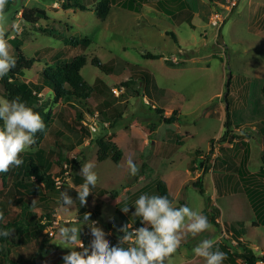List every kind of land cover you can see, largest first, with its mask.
Segmentation results:
<instances>
[{"label":"rangeland","instance_id":"rangeland-1","mask_svg":"<svg viewBox=\"0 0 264 264\" xmlns=\"http://www.w3.org/2000/svg\"><path fill=\"white\" fill-rule=\"evenodd\" d=\"M54 1H57L58 6L61 7L59 0H11L8 4V9L4 12L6 16L5 25L10 24L12 26L15 23L19 25V28L23 25L26 26L24 35H18L13 29L6 34V37L11 35L17 37V41L21 42L20 49L26 58L35 59V63H33L30 69L22 71L23 79L35 82L40 70L44 66L65 63L78 54H84L86 62L80 69V74L88 84L93 85L94 82L97 81L98 83L103 82L111 88L118 86L123 87V91L118 96H114L111 92V88L108 87V97L111 98L110 95H113V102L116 103L118 108L123 112L121 118L117 119V125L126 124L128 121H133V119L142 123L141 117L143 115V110L148 112L152 104L159 106L160 104H157L154 100L149 98L150 96L146 93L143 86L138 84L139 80L136 79L134 84L130 81L127 87L122 85V82L126 80L125 78L128 79L131 77L130 79H133V71L131 67L129 68L126 64L142 63L143 65L140 64V67L155 73L158 79V87H162V84H170L177 86L178 89H182L183 92L188 95L190 93L192 94L189 98L190 102H188L190 110H185L186 113L180 117V120L181 122H189L195 125L193 128L188 129L189 132L193 134V138L184 141L185 145L182 151H186L187 148L189 152L183 153V156L175 154V156L173 155L171 158L165 159L164 165L155 168H148L146 164L140 165V161L142 163L145 162L143 159L144 155L140 161L135 160L134 163L139 168L138 173L141 171V174L145 176V180L141 182L140 186L146 183L147 186L142 191L133 194V196L127 197L126 194L119 193V189L135 179L136 175L132 176L129 173L124 175L122 173L124 168L123 165L117 167L111 159H106L101 163L95 161V154L97 155L98 150L95 141L100 137L102 127H100L99 131L97 128L96 132L91 134V141H88L85 145L78 143V138L82 135L79 132L80 126H77L74 132L69 127L70 121L78 111H82L85 114L83 115V119L88 120L91 113H88L87 108L91 112L96 110L94 106V96L90 95L87 98L86 105H78L73 100L56 98L52 90L49 91V94L46 93L47 90L40 93L37 95L39 102L41 101L44 106L46 105L45 111L50 115L51 120L44 123L45 128L35 136L36 143L30 146L26 151L21 152L19 156L28 155V152H34L37 148H41L44 152V159L48 162L46 170L54 177L57 175L59 176V171L61 168L63 169V165L65 163L69 164L72 159L78 161V163L76 162V171L72 170V172L81 176H83L81 174L82 165L87 162H92L94 164L93 171H95L97 175L100 171H105V174L108 175L107 177L109 179H98L96 186H105L108 191L106 196L109 198L111 196V201L104 199L102 209L99 207L96 211L98 213L96 216H89V221H84L83 218L85 214H81L82 209L78 210L80 207L76 205V203L66 207L61 203L57 204L54 202L56 213L52 226L47 230L45 229L37 239L26 240L24 239V224L20 219L19 203L15 202L14 198L19 196L22 204H28L29 207H27V209L36 212L37 215L40 216L45 214L46 209L49 208L47 203L51 200H55V197L50 191L44 190L41 185L40 189L38 191H33V193H14L12 186H14L16 182H19L21 177L20 175L18 177L12 174L6 175L4 178V190L8 193L10 192L9 194L11 196L0 197V211H3L6 215L5 220L13 219V221H15L20 219V222L16 221V225L12 228L14 229L12 235L7 237L5 242L1 244L0 264H63V256L71 251V249L64 248L54 243L53 240L57 237L58 226L68 221L81 225L80 239L85 247H88L93 239L89 227L93 224V221H95L96 226L105 231L106 239H108L110 245L113 246L114 235L107 229L106 225L114 224L118 228H121L129 221H133V227L131 226V228H136L138 225L135 222L136 217L132 215L135 211L134 202L141 194L146 193L150 196L156 195L155 183L152 181L156 175H159L162 171L165 173L166 171L172 170L175 171V176L183 178L184 168L189 161L188 157L191 159L194 153L193 150H190L191 147H197L201 152L207 153V151H209L207 148L212 146L211 142L220 141L217 137L218 133L221 135V139L226 141L223 131L226 129L227 125H224L225 128L222 127L223 122L221 114H216L212 109V106L216 105L219 100L216 97L207 100L210 93L219 88L217 82L219 78L217 74H224L222 84L224 94L226 91L230 92L229 95L233 92L235 98L233 100L226 99L224 103H231L230 105L235 103V105L239 107L235 109L238 110L237 114H229L227 127L232 126L234 123L250 124L249 128L243 127V129L247 130L246 133H237L236 139L238 141V139L246 137L249 141L251 153L247 162L248 172L257 171L262 163L261 156L258 155V153L260 147L259 141L260 139L262 140L261 137H263V133L258 132L257 129L258 126L264 125V93L261 91L260 83H257L259 80L252 79L253 77L250 75L251 72L259 69L258 67L262 62L264 63V39L258 36V34L256 35L253 33V30H248L246 25L249 16L252 17L253 14H255L254 12H258L260 8H263L260 12L264 14V0H239L237 6L232 10L220 27L215 24H206L207 21L209 22V19L205 17L202 26H197L194 29V37H191V39L196 45L194 49H197V52L194 54L197 56L213 54L212 58L209 57L207 59V61L211 63V75L208 77L206 71L200 76L187 79L185 77H180L176 80L169 78L164 79L161 77L163 75H160L159 67L164 63L163 60H155L147 64L139 62L144 53L168 57L171 54H178V47H185L175 42L171 38V33L162 34L160 32L163 29L169 30V28H166L167 23L163 16L155 12L145 13L149 18L154 16L156 27L153 28L145 23L146 18L142 15L139 8L136 10L138 13H133V5L137 2L136 0H134L135 2L133 0H110V10L105 18L98 17L91 10L74 9L69 11L65 9H55L52 7ZM77 1L86 6H90L93 2L92 0ZM138 1H143L145 3L155 2V0ZM178 1L179 0L162 1L158 8L161 10L170 9L174 7ZM217 1L223 3L224 0ZM210 2L211 0H200V2L188 0L180 8L192 14L195 8H198L200 5L204 12L207 7L210 6ZM22 4L25 8L39 7L44 9L46 18L41 17L36 25L24 22L21 17H17V19L14 18V12L21 7ZM53 6L56 5L54 4ZM218 11L224 12L220 7ZM39 26L41 28L48 26L52 34L49 35L44 33L39 29ZM187 30H190L188 24H181L173 31L175 38L177 39L178 37L181 40L188 39L187 35L189 32H187ZM215 34L217 38H219V36L222 37V43L216 41ZM84 36L90 39V44L85 49L80 46L66 45L62 42L63 38H80ZM8 43L11 46L10 54L15 57L13 43L10 40ZM181 56H183V54ZM92 58H97L101 63L113 59L114 66L109 70H102L91 64ZM205 61V57H200V62L204 63ZM242 71L244 72L242 73ZM241 73L250 77L249 79H245V81H251L249 84H241L238 82L240 79L234 77L236 74ZM262 74L263 73L258 72V75ZM212 77L214 81L213 84H211ZM120 80L123 81L118 82ZM228 80L229 83L227 84ZM152 83L156 85L155 82ZM126 98H128L127 102L120 103V101ZM236 98L238 99L236 100ZM0 99L5 98L0 96ZM146 99L148 104L146 103ZM151 112L156 115L153 109H151ZM234 117H236V119ZM253 126L256 127L255 130L250 129ZM174 144L176 145V142ZM147 153V150L143 152L145 155ZM32 156L34 159V155ZM33 162L36 163V161ZM205 162H207L206 165L204 164L206 170L202 174L201 180L203 192L200 193V187L190 185L189 181L184 182L180 194L176 196L174 201L172 200L173 206L182 207L187 205L193 211H198L205 216L204 211L211 209V207L215 205L221 210L223 219L221 224H223L224 221V224H229V221L232 220L238 221L239 224H236L235 227L243 229L242 238L248 239V243H250L246 245L247 241L245 239L239 241L228 232H224L223 226L218 223L219 219H216L218 222H212L208 219L210 228L195 237L190 234L184 236L181 239L177 251L166 261V264H185L188 259L195 255L192 249L196 247L200 241L205 239L210 229L212 233H214L212 237L218 236L223 239V244L229 247V251L233 253L241 252L243 248L246 247L256 255H259L260 252L264 254V227H253L250 225L251 216L254 217L255 215H253L254 212L248 202L249 200H247V195H244L245 203L243 204L241 202L239 206L234 209V204L231 202V199H229L230 196L219 197L216 191L220 190V183L217 176L214 175V172L212 173V177L208 172L210 166L209 159L206 158ZM2 175L3 174L0 173V187L3 186ZM22 179L25 181L29 180V178ZM103 179L106 182H104ZM196 180H198V178L194 181ZM229 183L230 186L234 185L235 181L233 180V176L230 177ZM225 186L227 191H230L228 189L229 185L226 184ZM173 189L174 186H172V190ZM94 193H90L87 199H91L99 204V193H96V191ZM113 194H118V197L113 196ZM208 198L211 199L208 200ZM90 202L88 204L89 208L93 207L92 201ZM114 202L117 204L113 205ZM118 203L121 204L119 205ZM209 203L210 205H208ZM125 206L129 207L128 213L122 211V207ZM115 208H117V213L114 212ZM216 214L215 212V215ZM16 215L19 216V218H15ZM122 216L124 217L123 219L120 218ZM216 217L218 218V216ZM125 218L128 220H125ZM232 239L234 241H231ZM235 240H238L239 243H236ZM76 250L82 251L80 248ZM222 264L224 263L222 262ZM256 264H263V262H257Z\"/></svg>","mask_w":264,"mask_h":264},{"label":"crops","instance_id":"crops-1","mask_svg":"<svg viewBox=\"0 0 264 264\" xmlns=\"http://www.w3.org/2000/svg\"><path fill=\"white\" fill-rule=\"evenodd\" d=\"M136 1L137 2L134 1L135 3L133 5V13H138L136 12V10L137 8H139L140 11L142 12V15L145 16L146 18L145 23L153 28L156 27L154 16L152 18H149L148 16L145 15V13L155 12L156 14L163 16L166 19V23H167L166 28H169V30L163 29L160 32L162 34L171 33V38L175 42L185 46L183 48L178 47V50H177L178 54L170 53L171 55L168 57H163L162 55H158V54L144 53L142 54L141 61L139 62H143L147 64L155 60H163L164 63L160 65L159 72H160V75L161 74L163 75L161 77L164 79L169 78L172 80H176V79H179L180 77H185L187 79L190 77L192 78L195 76H200L203 72H206V71H207V76L209 77L211 75V72H210L211 63L207 61V59L209 57L212 58L213 54L212 55L211 54L200 55V56H197L196 54H194L197 52L196 51L197 49L196 48L194 49L196 45H195V42L192 41L191 37H194V33H193L194 29L197 26H202L203 19L205 17L209 19L210 18L209 16L211 15V13H213L214 10L217 11L218 8L223 3H220L217 0H211L210 6L207 7L206 11L203 12L202 7L199 5L198 8H195V11L191 14L190 12L187 13L185 9L180 8L188 0H179L176 5L173 4L174 7H171L172 9L170 8V9H165V10H161L160 8H158V6L161 5L162 1H170V0H155V2H151V3H145L143 1H138V0ZM195 1L200 2V0H195ZM59 3H61V1H59ZM54 4L56 6H53ZM54 4H52L53 8L63 9L58 6L57 1H54ZM23 8H25V6L22 4L21 7H19L16 13L14 14V18L17 19V17H21L20 15H21V11ZM35 8H39V7H35ZM262 9L263 8H260L258 12H254L255 14H253L252 17L249 16L246 28L248 30L250 29L253 30V33H255L256 35L258 34V36H261L264 39V14L260 12ZM65 10L70 11L74 9H65ZM183 23L188 24L190 28V30H187V32H189L187 35L188 39L181 40L178 37L176 39L173 31L176 30V28H178ZM206 24H211V22L207 21ZM12 26L10 24L5 25L6 34L11 29H13ZM19 29L20 31L18 35L20 36L24 35L26 26L23 25ZM9 37L13 38L15 36H12V35L7 36L6 39H8V41L11 39V38L9 39ZM215 39L216 41H218L216 34H215ZM62 42L64 43V41ZM145 54H152L154 56H159V57H155V58L145 57ZM182 54L183 56H181ZM174 57H177V60H174ZM200 57H203V58L205 57L206 61L204 63L200 62ZM106 63L107 65L105 67L108 70L114 66L113 59H109ZM58 64H62V63H58ZM140 64L133 63V65H138V66H140ZM258 68L259 69H256L255 71L251 72L250 76H252L253 77L252 79L254 80H259V82L257 83L258 84L260 83L261 91L264 93V91L262 90V85L264 83V63L262 62ZM146 71L149 74V78H147V85L149 84L148 80H150V84L149 86H147L148 88L147 87L145 88V91L150 96L149 98L151 100H154L157 104H160V106L152 104L149 107L150 110L148 112L146 110H143V115L141 117L142 123L137 122L135 121V119H133V121H128V123L126 124L117 125V119L121 118V115L123 114V112L118 108L116 103L113 102L114 96L110 95L111 98L108 97L109 95L108 87L109 88L111 87L103 82L98 83L97 81H95L93 85L89 84L93 89L91 95L94 96V100H95L94 106L96 107L95 111L99 113L103 112V118L104 120H106V121H103V123L114 122V127L111 130H105L102 128V131H101L102 133L101 132L100 133L101 135L104 134V136H106L107 134H110L111 132L113 133V136L112 138H110V141L114 143L120 151V157L118 161L116 163L115 162L113 163L117 165V167L123 165L124 168H123L122 173L124 175L126 173H129L127 164H126V161L129 157H131L132 160L135 162V160L140 161V159L144 155L143 159L145 162L142 163L140 161V165L146 164L148 168H155L160 165H164L165 164L164 160L171 158L173 155L175 156V154L179 156L181 155L183 156V153L185 154L189 152L187 148H186V151L184 150L182 151V148L185 145L184 141L186 139L193 138V134H191L188 129L193 128L195 125L194 124L192 125V123H189V122L184 123V122H181L180 120V117L185 115L186 113L185 110H190L188 102H190L189 98L192 96V94L190 93L188 95L187 93H184L182 89H178L177 86H173L170 84H162V87H158L157 86L158 79L155 73L150 70H146ZM243 72L244 71H242V73ZM258 72H261L263 74L258 75ZM242 73L236 74L234 77L239 78L240 80L238 82H240L241 84H245V85L249 84V82L251 81H245V79H249L250 77ZM217 77L219 78V80L217 81L219 84V88L216 91L211 92L207 100H211L214 97H216L219 100V102L216 105L212 106V109L216 114L218 115L221 114V118L223 122L222 127L225 128L224 121L226 119V112L232 115L234 113L237 114L238 110H235V109L239 107H237L235 103L232 105H230L231 103H224L226 99L233 100L235 98L233 96V92L231 95H229L230 94L229 91L227 92V94H224L223 92L222 84L224 80V74H221V73L217 74ZM133 79L134 81H136L137 79V76L134 74H133ZM123 80H120L118 82H121ZM25 81L33 82L31 80H25ZM39 81L40 80H39V74H38L36 81L33 83H37ZM152 82H155L156 85H154ZM213 83L214 81L212 77L211 84ZM138 84L141 85V82L139 81ZM44 91L45 89L42 92ZM46 93L49 94V91H46ZM238 98H236V100ZM127 101H128V98L120 101V103H124ZM153 105L155 106V108ZM151 109L155 111L156 115L152 114ZM156 110H159L160 112H157ZM172 113L175 114V120L170 123L164 122L163 119L169 117ZM83 115L85 114L83 113ZM234 118L236 119V117ZM243 127L249 128L250 124L249 123H246V124L234 123L230 127L226 126V129H225L227 131V135L225 136L226 141H223V139H221L222 138L221 135L218 133L217 137L219 138L220 141L211 142L212 146L210 148L209 147L207 148V150H209L207 151V153L200 152L199 154L196 155L195 151H201V150L197 147H191L190 150H193L194 153H193V156H191V159L190 157H188L189 161L186 167L184 168L183 178L175 176L174 174L175 171L169 170V171H166L165 173H163L162 171L161 173H159V175H156L152 181H154L155 183L157 178L163 180L166 184V188H167L169 195L173 198V201H174L176 196L180 194L184 182L189 181V184L193 186L192 182L196 178L202 176V174L204 173L205 167L204 165L201 167L200 162L205 161L206 158H208L210 161L208 172L211 175V177L213 175L212 173L214 172V175L217 176L218 181L220 183V190L216 192H218L219 197L230 196L229 199H231V202L234 204V209H236V207H238L241 202L243 204L245 203L244 195L246 196V193H244L245 191L243 189V186L237 174L238 166L242 162V160L245 161V159H246V166H247V162L250 158V153H251L249 141L246 137L240 138L238 139V141L236 140L238 134L247 132V130L243 129ZM250 129L255 130L256 127L253 126ZM225 130L223 131V134ZM257 130L258 132L263 133V137H261L262 140L260 139L259 141L260 147H259L258 155H261V153L264 152V125L258 126ZM169 131H170V135H167V132ZM233 133H234V139L232 140L231 134ZM174 138L177 140L176 145L174 144L175 142H171ZM91 139H92V135L83 139L81 144L85 145L86 143H88V141H91ZM223 147H226V148H223ZM145 150L148 151L146 155L143 154ZM106 159H111V158L107 157L103 160H98L97 155L95 154V161L97 163H101L105 161ZM78 176L81 177L79 184H74V182L72 181V177L67 178L68 185L74 188L75 190L81 184L84 183V177L81 175H78ZM107 176L108 175L105 174V171L98 172V179H102V178L109 179ZM231 176H233V180L235 181V183L234 185L230 186L229 181H230ZM104 179L103 181L106 182ZM143 180H145V176L144 174L142 175L140 171V173L136 174L135 179H133L130 183L126 184L125 186L119 189V193L121 192L122 194H126L127 197L133 196V194H136L139 191H142L147 186V183L140 186ZM226 184L229 185L228 189L230 191H227L226 186H225ZM172 186H174L173 190H172ZM94 190L96 191V193H99L98 199L100 203V209H102L104 199L111 201V196L110 198L106 196V194H108V191L106 187L103 185L92 188L91 193H94L95 192ZM117 195L118 194H113V196L115 197H118ZM89 200L92 201L93 207L91 208H89L88 206L90 202ZM121 203H118V204L120 205ZM94 204H95V201L91 199H87L86 205H83V208H84L83 212L92 211L95 206ZM116 204L117 203L114 202L113 205H116ZM215 207L217 208V206ZM219 211L220 212L215 215V216H218V218L215 217V221L216 222L219 221L218 223L221 224L223 219L221 215V210ZM83 212L81 214H84ZM114 212L117 213V208H115ZM253 215H255V213ZM258 217L259 219L256 217V215L254 217L251 216L250 225H252L253 227L263 226L262 222H264V217H260V216ZM120 218L123 219L124 217L122 216ZM216 219L217 220L219 219V220L217 221ZM125 220H128V219L125 218ZM137 220L138 218L136 217L135 222L137 224L139 223L138 226H144L141 224L140 221L138 222ZM233 221H236V220L229 221V223ZM127 224L133 227V221L131 222L129 221ZM221 226H223V224H221ZM236 229L238 230L239 228H236ZM224 232H227V231L224 230ZM213 234L214 233H212V230L210 229L205 239H213L215 241H218L221 239L218 236L212 237ZM229 234L231 235V233ZM242 237L243 236L238 237V240L240 241L242 239H245ZM231 241H234V240L232 239ZM246 241H247L246 245H249L250 243V242L248 243L249 240L247 239ZM260 254H263V252H260ZM237 262L239 263V261ZM258 262H261V261H258ZM198 263L205 264L204 259L202 257H198L194 255L190 259H188L185 264H198Z\"/></svg>","mask_w":264,"mask_h":264},{"label":"trees","instance_id":"trees-1","mask_svg":"<svg viewBox=\"0 0 264 264\" xmlns=\"http://www.w3.org/2000/svg\"><path fill=\"white\" fill-rule=\"evenodd\" d=\"M11 0H8V3L5 7V11L8 9V4ZM61 1V8L63 9H80V10H87V11H93L98 17L105 18L110 10V0H99L95 1L92 0V4L90 6H86L82 3H79L77 0H59ZM17 11V10H16ZM16 11L14 13H16ZM21 18L24 22L32 25H36L37 21L41 17H45V11L43 9L39 8H23L21 11ZM39 29L42 30L44 33L51 35V31L48 29V26L45 28H41L39 26ZM13 43V47L15 49V59H16V66L13 68L6 76L3 78H0V96L7 100H12L14 98L19 97L22 102L26 104V106L32 108L35 112L39 113L42 117L44 123L51 120L50 115L45 111L44 104L40 101L37 97L44 89L47 91L52 90L53 95L56 98L63 99V100H73L78 105H86L87 98L91 95L93 89L92 87L85 81V79L80 74V69L83 67V65L86 62V57L84 54H78L71 58L69 61H66L62 64H56V65H46L44 66L40 72H39V82L33 83L30 81H25L22 78L23 70H28L32 67L33 63H35L34 58H26L21 49V42L17 41V37H13L10 39ZM63 41L65 44L70 46H80L81 48L85 49L90 44V39L86 36L84 37H69V38H63ZM145 57H159L154 56L152 54H145ZM91 64L94 66L99 67L102 70L106 69L107 63H101L97 58L91 59ZM129 68L131 67L132 74L137 76V80L141 82V86L145 89L147 85V78H149L148 72L141 68L138 65L133 64H126ZM131 78V77H130ZM126 79L122 82V85L126 86L131 83H135L134 79ZM11 80V82H9ZM150 80H148L149 83ZM229 83V80L227 84ZM129 87V86H128ZM262 90L264 91V83L262 85ZM228 91H226L225 94H227ZM88 113L93 114L88 108ZM157 112H160L159 110H156ZM228 116L229 113L226 112V119L224 122V125L226 124L228 126ZM83 120V112L78 111L74 118L70 121L69 127L73 132L75 131V128L77 126H80L79 132L82 134L78 138V143L81 144L83 139L89 137L91 135L88 128L84 125H82ZM98 128L102 127L105 130H111L114 127V122H109L107 126H103V112H98ZM175 120V114L172 113L169 117L164 118L163 121L166 123H170ZM264 121V119H263ZM0 129H3V121L0 120ZM98 129V131H99ZM38 132L36 133V135ZM225 136L227 135V131L224 132ZM35 135V136H36ZM167 135H170V131L167 132ZM231 139H234V133L231 134ZM113 133L107 134L106 136L100 135L98 139H96V144L98 146L97 150V159L103 160L107 157H110L113 162H117L120 157V151L117 148V146L110 141V138H112ZM171 142H176L177 140L174 138ZM201 151H195V154H199ZM44 152L41 148H37L34 152H28V155H21L19 156L23 160V164L20 167L11 166L9 170L5 173H1L2 175V185L0 187V197H10L11 195L4 190V178L8 174H12L13 176L17 175V177L20 175V181L16 182L13 188V192L21 194L24 193H33V191H38L40 189V185L43 187L44 190L50 191L51 194L55 197V200H51L48 205V209H46L45 214L38 216L36 212L27 209L28 204L24 205L22 204L21 198L17 196L14 198V201L19 203L20 207V219L22 220L24 224V239H37L39 235L43 233V231L48 228L49 226H52V223L54 221V215H55V203H61L62 201L60 199L61 192L67 191L68 194L73 197L76 205H78L80 209H82V212L84 211L83 206L80 205V202L77 197L76 190L72 187H70L67 183V178L72 177V181L74 184L80 183V176H78L76 173L74 174L72 170L74 171L77 169L76 162L77 160L72 159L68 167V175L64 176V165L63 169L61 168L59 171V176L56 177L52 176L48 173L47 165L48 162L45 161ZM34 155V159L33 156ZM261 165L259 169L255 172H248L247 166H246V159L245 161L242 160V162L238 166L237 174L240 179V182L243 186V189L248 197V200L250 202V205L258 218L264 217V152L261 153ZM33 161H36L34 163ZM207 162L201 161L200 165L203 166L206 165ZM40 166V167H39ZM206 169H204L205 172ZM76 171V170H75ZM22 178H29V180H23ZM56 178H58L60 185L57 186L56 184ZM201 180L202 176L198 177V180L193 181L192 184L195 187H200L199 192L202 193V186H201ZM155 193L158 196H167V198L172 202L173 198L169 195L166 184L163 180L157 178L155 181ZM8 199V198H7ZM210 200V198H208ZM55 202V203H54ZM22 204V205H21ZM100 204V203H99ZM98 203H95V206L92 211L83 212L85 215L89 214V216L94 215L96 216L98 213L96 212L100 205ZM210 205V203L208 204ZM210 208V206H209ZM3 212V211H0ZM215 212L218 214L219 210L218 208L212 206L211 209L205 210L204 214L207 216L209 220L212 222H215ZM95 213V214H94ZM3 220H0V230L3 229H9L11 230L14 225H16V221L12 220H5L6 215L3 212ZM19 218V216H15V218ZM14 218V219H15ZM140 221L139 219L137 220ZM20 222V221H19ZM263 226H264V222ZM139 224V223H138ZM224 224V223H223ZM236 224H239L238 221L230 222L229 224H224V230L231 233V235H234L235 239H238V237H241L243 234V229H240V227H235ZM107 229L112 232L114 235V246L118 244V239L120 236L123 235L122 232H120V228L115 226L114 224H108L106 225ZM137 227H140L137 225ZM236 228H239L238 230ZM46 234V233H45ZM47 235V234H46ZM7 237L0 236V252H1V244L5 242ZM236 243H239L238 240H235ZM217 243L214 245V249L218 248L220 251L224 252L226 254V259L223 260V263L225 264H256V262L261 261L264 264V254L256 255L252 253L249 249L246 247L243 248V251L238 253H233L229 251V247L223 244V239H220L216 241ZM237 245V244H235ZM123 247H128L127 244L123 245ZM238 260L239 263L237 262ZM13 264V263H11Z\"/></svg>","mask_w":264,"mask_h":264},{"label":"clouds","instance_id":"clouds-1","mask_svg":"<svg viewBox=\"0 0 264 264\" xmlns=\"http://www.w3.org/2000/svg\"><path fill=\"white\" fill-rule=\"evenodd\" d=\"M7 3L8 0H0V78L16 66V59L10 54L11 46L6 39L4 12ZM12 27L19 34V25L13 24ZM0 120L3 121V129H0V173H5L11 166L20 167L23 164L19 154L36 143L35 135L45 128V124L40 114L26 106L19 97L0 99ZM126 164L129 174L135 176L139 168L131 157ZM93 168L92 162L83 164L81 168L84 183L76 189V199L81 206L86 205L91 188L97 185L98 175ZM60 199L66 207L75 203L67 191L61 192ZM134 208L132 215L144 226L130 230L131 225L125 224L120 228L123 235L115 246L110 245L105 231L95 222L89 226L93 239L88 247L80 239L81 225L71 221L59 225L53 242L71 249L63 256V264H166L184 236L190 234L195 237L210 228L206 216L187 205L174 207L167 196L141 194L135 200ZM122 211L128 213L129 207H122ZM3 218V212H0V220ZM83 219L89 221V214ZM13 231L0 230V236L10 237ZM216 243L213 239H203L192 251L202 257L205 264H222L226 254L218 248L213 250ZM125 244L128 247H123ZM77 248L82 251H77Z\"/></svg>","mask_w":264,"mask_h":264},{"label":"built area","instance_id":"built-area-1","mask_svg":"<svg viewBox=\"0 0 264 264\" xmlns=\"http://www.w3.org/2000/svg\"><path fill=\"white\" fill-rule=\"evenodd\" d=\"M238 1L239 0H224L223 4L220 6V8L224 10V12L214 10L213 13H211L210 18H209V21L211 22V24H215L216 26L220 27L221 24L224 22V20L232 12V10L237 6ZM174 60H177V57H174ZM122 91H123L122 86L111 88V92L114 94V96H118ZM146 103L148 102L146 101ZM97 117H98V112L95 111L93 114H90V117L88 118V120H84V119L82 120V125L86 126L91 134L96 132L98 128ZM107 124L108 123H103V126H107ZM64 169H65L64 176H67L68 175L67 165H64ZM56 184L57 186L60 185L58 178H56ZM48 228H46V230Z\"/></svg>","mask_w":264,"mask_h":264},{"label":"water","instance_id":"water-1","mask_svg":"<svg viewBox=\"0 0 264 264\" xmlns=\"http://www.w3.org/2000/svg\"><path fill=\"white\" fill-rule=\"evenodd\" d=\"M218 42H219V43H222V42H223V39H222L221 36H219V38H218Z\"/></svg>","mask_w":264,"mask_h":264}]
</instances>
